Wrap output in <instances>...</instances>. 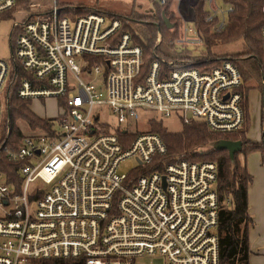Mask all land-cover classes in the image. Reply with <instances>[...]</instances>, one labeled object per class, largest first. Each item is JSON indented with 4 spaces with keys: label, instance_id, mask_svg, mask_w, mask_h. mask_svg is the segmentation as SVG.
Here are the masks:
<instances>
[{
    "label": "built area",
    "instance_id": "1",
    "mask_svg": "<svg viewBox=\"0 0 264 264\" xmlns=\"http://www.w3.org/2000/svg\"><path fill=\"white\" fill-rule=\"evenodd\" d=\"M16 2L0 0V13ZM63 10L58 0H29L19 10L25 18L13 23L12 62L0 57V124L1 90L8 97L17 81L13 66L29 73L19 82L20 98L65 100L59 127L53 121L49 130L23 135L7 162L0 158V264H145L150 257L221 264L217 164L163 159L168 148L159 133L123 124L151 108L179 114L184 124L239 132L241 71L230 60L202 70L185 59L165 70L157 58L142 75L143 48L121 18ZM262 38L264 49V26ZM83 72L95 77L82 79ZM98 74L103 88L93 82ZM101 105L117 121L111 131L99 124ZM127 132L131 140L122 136ZM11 162L18 166L9 176L4 167Z\"/></svg>",
    "mask_w": 264,
    "mask_h": 264
},
{
    "label": "trees",
    "instance_id": "2",
    "mask_svg": "<svg viewBox=\"0 0 264 264\" xmlns=\"http://www.w3.org/2000/svg\"><path fill=\"white\" fill-rule=\"evenodd\" d=\"M162 5L154 0L155 12L153 14H142L132 11L128 15L117 13H108L112 16L121 18L124 22L125 29L129 30L137 43L143 48V65L142 75L147 73L151 62L157 58L165 59L162 63L163 69H173L179 67L178 60L185 59L183 56H172L165 54L160 47L169 45L171 47L181 46L177 40L180 36L179 22L174 18L173 13L169 12L170 2ZM29 0H17L16 5L8 11L0 13V20L11 18L14 12L28 8ZM264 0H227L229 5L228 21L224 30L216 32L212 30L217 24V18L207 20L205 2L196 1L192 7L194 12L193 22L199 37L207 46L208 53L202 59L194 60L190 66L202 70L212 69L225 60L232 61L241 71L243 84L241 91L243 93V106L245 110V123L243 128L236 133H222L212 131L203 121H195L191 124H184L183 129L179 132L167 130L162 120L157 117H151L149 121L150 130L159 133L168 148L167 154L163 159H173L184 155L186 159L195 161H212L217 164V193L219 198V224L218 236L220 245V262L221 264H250V243H249V225L252 222V216L249 213L248 189L253 181V176L247 166V156L253 152H260L264 160V87H260L263 95L262 103V133L260 141H253L247 137L249 126V101L248 92L252 88L246 84L251 79V72L246 69L250 67L253 61L258 73L261 76L260 83L264 72V49L262 28L264 26V13L262 4ZM80 6H68L62 11V15L73 16L91 11V8ZM165 17L174 22L172 27H168ZM131 22L137 25L143 24L146 28L144 33L146 39H141L136 29H132ZM158 33L162 34V39L157 44ZM12 35H16L12 31ZM15 38V37H14ZM13 38V40H14ZM241 40L244 53H236V56L216 57L210 55L212 46L216 43L231 44ZM235 55V54H234ZM172 61V64L168 62ZM13 75L17 76L15 84L11 85L8 94V116L6 123L1 119L0 135V158L7 159V150L17 147L23 137L21 122H25L31 128H43L49 130L53 125V119L41 118L37 116L28 106L29 99L20 98L17 94L18 85L22 76L29 73L23 70L20 65L13 66ZM12 76V75H11ZM60 104H64L63 98L59 99ZM122 136H128L131 140L134 134L123 133ZM218 139L241 140L243 148L241 152H236L235 160L232 161L227 149H215L213 142ZM6 148V149H5ZM242 155V159L240 157ZM6 165V163H5ZM18 164L9 163L4 169L9 176L14 175ZM61 264H72L71 261H62Z\"/></svg>",
    "mask_w": 264,
    "mask_h": 264
},
{
    "label": "rangeland",
    "instance_id": "3",
    "mask_svg": "<svg viewBox=\"0 0 264 264\" xmlns=\"http://www.w3.org/2000/svg\"><path fill=\"white\" fill-rule=\"evenodd\" d=\"M160 3L159 0H156ZM196 1L201 0H171L169 5V12L173 13L175 19L179 22L180 36L177 40L178 44L181 46L171 47L169 45H163L160 47L164 50V55L159 56L167 57L166 55L171 54L172 56H183L186 61L194 62L198 58L202 59L208 53L207 46L204 44L203 40L199 37L196 31L194 19V12L192 5ZM205 2L206 9L208 10L206 16L207 20L211 15L213 18H217V24L212 27L213 31L221 32L224 30L218 29V23L228 21V10L229 5L227 0H203ZM58 5L64 7L68 6L76 7L80 6V11L83 8L100 9L107 11L109 13H117L122 15H128L132 11L142 14H153L155 12L154 0H58ZM26 13H21L20 11L14 12L11 18H6L0 20V57L6 58L12 62V35L13 23L15 21H22ZM170 21L174 22L171 20ZM225 24V25H226ZM132 29H136L139 33L141 39H146L147 36L144 33L145 26L143 24L137 25L135 22H131ZM173 28V27H172ZM160 38L158 39V37ZM162 39V34L158 33L157 44L160 43ZM236 53L243 54V44L241 40H237L231 44L216 43L212 46L210 55L216 57H228L236 56ZM166 54V55H165ZM235 54V55H234ZM246 69L251 72V79L247 80L246 84L251 86L248 92L249 101V126L247 130V137L253 141L261 140L262 133V103L263 95L262 87L260 84L261 76L258 73V69L255 67L253 61L250 63V67L247 66ZM80 77L82 79L93 78L94 76H89L87 73H81ZM74 76H70V82H74ZM93 82L98 86V88H103V75L98 74ZM7 89L4 87L1 90V100L3 104L2 112V123H6L8 116V99H7ZM29 108L41 118H50L55 121V126L59 127L58 117L63 113L62 107L59 105V99L55 97H48L44 99L36 98L29 99ZM95 109L101 110V118L99 119V124L102 125V129L105 131H111L112 127L117 126V121L107 105L96 106ZM151 117H157L162 120L163 126L171 132H179L183 129L184 123L181 120L179 114H173L171 116H166L158 110L151 108L141 109L140 118L137 121H133L130 124H123V126H128L130 131H146L150 128L149 119ZM107 123V124H104ZM23 135L37 134L40 131V127L31 128L25 122H21ZM100 128V127H99ZM241 152V151H240ZM242 159V155H240ZM243 160V159H242ZM247 165L249 170L253 175V182L249 185V198H250V209L249 213L255 217L253 227L249 228V243L252 255L250 258V264H264V160L260 152H253L247 156ZM121 171L128 172V167H122ZM257 241V242H256ZM262 246L261 250L258 251L257 247ZM145 264H164L162 258L150 257L144 261Z\"/></svg>",
    "mask_w": 264,
    "mask_h": 264
},
{
    "label": "water",
    "instance_id": "4",
    "mask_svg": "<svg viewBox=\"0 0 264 264\" xmlns=\"http://www.w3.org/2000/svg\"><path fill=\"white\" fill-rule=\"evenodd\" d=\"M165 21L168 27L173 26L168 18L165 17ZM213 147L215 149H227L231 160L234 161L236 152L241 151L243 148V142L241 140L218 139L213 142Z\"/></svg>",
    "mask_w": 264,
    "mask_h": 264
},
{
    "label": "crops",
    "instance_id": "5",
    "mask_svg": "<svg viewBox=\"0 0 264 264\" xmlns=\"http://www.w3.org/2000/svg\"><path fill=\"white\" fill-rule=\"evenodd\" d=\"M248 166V165H247ZM249 169V168H248ZM249 172L251 173V170H249ZM252 174V173H251ZM253 176V175H252ZM253 182V181H252ZM248 201H249V209H250V203H251V201H250V198H249V189H248ZM252 215V214H251ZM253 216V215H252ZM254 220H255V217H254V219H253V217H252V222L250 223L251 225H252V227H253V224H254ZM251 225H249V228L251 227ZM257 242V241H256ZM261 247L262 246H258L257 247V250L258 251H260L261 250ZM252 253V251L250 250V258H251V254Z\"/></svg>",
    "mask_w": 264,
    "mask_h": 264
}]
</instances>
